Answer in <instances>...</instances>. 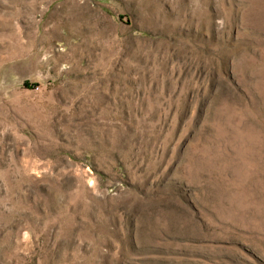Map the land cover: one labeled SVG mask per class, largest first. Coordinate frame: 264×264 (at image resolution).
Segmentation results:
<instances>
[{"label":"rangeland","instance_id":"374dc122","mask_svg":"<svg viewBox=\"0 0 264 264\" xmlns=\"http://www.w3.org/2000/svg\"><path fill=\"white\" fill-rule=\"evenodd\" d=\"M0 264H264V0H0Z\"/></svg>","mask_w":264,"mask_h":264}]
</instances>
